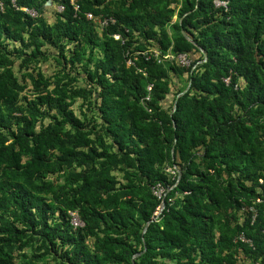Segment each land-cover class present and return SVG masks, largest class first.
Instances as JSON below:
<instances>
[{
  "label": "trees",
  "instance_id": "obj_1",
  "mask_svg": "<svg viewBox=\"0 0 264 264\" xmlns=\"http://www.w3.org/2000/svg\"><path fill=\"white\" fill-rule=\"evenodd\" d=\"M1 1L0 264H264V0Z\"/></svg>",
  "mask_w": 264,
  "mask_h": 264
},
{
  "label": "built area",
  "instance_id": "obj_2",
  "mask_svg": "<svg viewBox=\"0 0 264 264\" xmlns=\"http://www.w3.org/2000/svg\"><path fill=\"white\" fill-rule=\"evenodd\" d=\"M13 7L18 10V11H24L26 14H28L30 17L32 18H36L38 17V12L35 9L32 8H28V7H19L16 3V0H10ZM71 4L74 5V9L75 11L79 10V6L76 4V0H71ZM215 5L217 7H222L224 8L226 11L228 10V2L226 1H220V0H216L215 1ZM4 9V2L1 1L0 2V10L2 11ZM64 6L63 5H57L56 6V11H58L59 13H62L64 11ZM88 19L95 21L97 24H99L100 29H104L106 27H108L111 24H115L116 20L112 17H94L92 14H88ZM117 39H119V37H116ZM143 56H148L147 53H143ZM155 56L159 57L158 53H155ZM174 56L172 55H168L165 56V59H173ZM177 62L179 63L180 66L185 67V68H189L192 66V61L193 59L191 58V56L187 53L184 54H179L176 57ZM129 65H132L131 60H129L128 62ZM196 66L193 67V69H195ZM224 83L226 85H230L231 83V78H225ZM237 87V86H236ZM152 91V85L148 86V96L146 97V101H150L151 97H150V93ZM150 111V110H149ZM171 174L176 175V171L175 169H169L168 170ZM261 184H264V180L260 181ZM154 194L155 196H157L159 199L163 200L165 198V189L161 186V185H157L154 188ZM260 201V200H258ZM70 218H71V224L74 228H79V227H84V223L81 221L78 213L76 212H70ZM239 241L246 243L250 246H253V242L251 239L246 238L244 235H241L238 239Z\"/></svg>",
  "mask_w": 264,
  "mask_h": 264
},
{
  "label": "water",
  "instance_id": "obj_3",
  "mask_svg": "<svg viewBox=\"0 0 264 264\" xmlns=\"http://www.w3.org/2000/svg\"><path fill=\"white\" fill-rule=\"evenodd\" d=\"M184 35L188 38V35H187L185 32H184ZM204 58H205V61H206V59H207V55H206V54H204ZM189 89H190V85H189V87L187 88V90H186L184 93H182L181 95H184L186 92H188ZM177 103H178V101L176 100V101H175V104H174V111H175L176 108H177ZM180 178H181V172H179L178 180H177V184H178V182L180 181ZM165 207H166V201H165V198H164V199L162 200V204H161L160 211H159L158 215L162 213V211L165 209ZM152 221H154V220H152ZM147 227H148V224H147V226L145 227V231H144V232H146ZM141 254H142V253H141ZM141 254H139V255H141ZM139 255H138V256H139Z\"/></svg>",
  "mask_w": 264,
  "mask_h": 264
},
{
  "label": "rangeland",
  "instance_id": "obj_4",
  "mask_svg": "<svg viewBox=\"0 0 264 264\" xmlns=\"http://www.w3.org/2000/svg\"><path fill=\"white\" fill-rule=\"evenodd\" d=\"M101 30V29H100ZM44 71H46V72H48V74H52V72L54 71L53 70V68L50 66V64L49 65H46L45 66V69H44ZM172 101H173V99H172V97L170 98V100L167 102V105L168 104H171L172 103ZM169 170V169H168ZM160 211V210H159ZM159 213V212H158ZM157 213V214H158Z\"/></svg>",
  "mask_w": 264,
  "mask_h": 264
},
{
  "label": "crops",
  "instance_id": "obj_5",
  "mask_svg": "<svg viewBox=\"0 0 264 264\" xmlns=\"http://www.w3.org/2000/svg\"><path fill=\"white\" fill-rule=\"evenodd\" d=\"M176 20H177V16L174 17V21H176Z\"/></svg>",
  "mask_w": 264,
  "mask_h": 264
}]
</instances>
